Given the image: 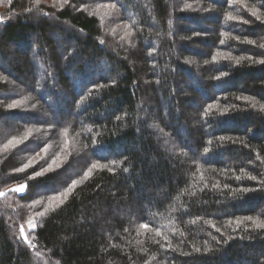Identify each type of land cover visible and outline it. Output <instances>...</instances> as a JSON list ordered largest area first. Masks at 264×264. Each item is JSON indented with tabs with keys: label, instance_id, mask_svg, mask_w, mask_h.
<instances>
[{
	"label": "trees",
	"instance_id": "trees-1",
	"mask_svg": "<svg viewBox=\"0 0 264 264\" xmlns=\"http://www.w3.org/2000/svg\"><path fill=\"white\" fill-rule=\"evenodd\" d=\"M0 14V264H264V0Z\"/></svg>",
	"mask_w": 264,
	"mask_h": 264
},
{
	"label": "snow or ice",
	"instance_id": "snow-or-ice-1",
	"mask_svg": "<svg viewBox=\"0 0 264 264\" xmlns=\"http://www.w3.org/2000/svg\"><path fill=\"white\" fill-rule=\"evenodd\" d=\"M39 2H40V0H37V5L39 4ZM112 7H115V5H112ZM253 15H255V12H253ZM237 19H238L237 17H234V16H232L229 13L228 20L235 21ZM257 19H259V17H257ZM0 22H2V18H0ZM241 22L242 23H245V24L249 23V21H247V20H242ZM225 35H226V33H225ZM245 39L247 40L248 43H254L253 40H248L247 38H245ZM100 43H103V40H101ZM221 43H224V41H221ZM260 47L261 48H264V44H261ZM217 55H220V53H217ZM224 58L225 59H231V56L228 55V54H225V57ZM236 63L239 64L240 61L239 60H236ZM259 63L264 64V60H260ZM223 74L226 75V73H223ZM100 86L102 87V85H100ZM221 139H223V137H221ZM42 171H43V169L38 170L37 173H35V175L41 174ZM249 178L252 179V180H256V176H250ZM260 183H261V185H264V180H261ZM251 190L252 189H249V188H242V189H240V191H245V192L246 191H251ZM11 191H14V192H23L24 191V185H21L20 187H17L15 189H12ZM3 195H4V193L3 192H0V196H3ZM249 219H251V217H249ZM142 226L144 228H148L149 225L147 223H145ZM256 227H258V228L259 227H264V224H261V223H258L257 222L256 223ZM217 231H219V229H217ZM231 238L232 237H229V239H231ZM217 243H219V241H217ZM205 250L206 251H210L211 249H205ZM196 251H200V249L197 248Z\"/></svg>",
	"mask_w": 264,
	"mask_h": 264
},
{
	"label": "rangeland",
	"instance_id": "rangeland-1",
	"mask_svg": "<svg viewBox=\"0 0 264 264\" xmlns=\"http://www.w3.org/2000/svg\"><path fill=\"white\" fill-rule=\"evenodd\" d=\"M0 18H2V22H3V17H2L1 14H0ZM0 23H1V22H0ZM17 187H20V186H17ZM17 187H14V188H12V189H15V188H17ZM25 191H26V188H25V186H24V191H23V192H16V193H18V194H24ZM35 226H36V221H35V220H31V221H29L27 224H25V225L23 226V228H22V232H23V235H24L25 238H27L28 235L30 234V232H31L32 230H34Z\"/></svg>",
	"mask_w": 264,
	"mask_h": 264
}]
</instances>
